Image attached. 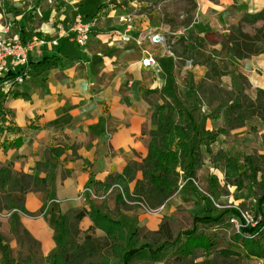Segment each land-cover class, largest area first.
Listing matches in <instances>:
<instances>
[{"label":"crops","instance_id":"1","mask_svg":"<svg viewBox=\"0 0 264 264\" xmlns=\"http://www.w3.org/2000/svg\"><path fill=\"white\" fill-rule=\"evenodd\" d=\"M80 2L0 0V37L4 41L38 38L46 42L28 52L27 65L8 59L0 71V165L10 167L14 173L35 174L47 180L45 193H28L24 197L26 211L36 216L19 215L22 228L39 244L44 258L56 249L55 222L59 217L84 210L87 215L78 225L81 231L94 226L93 220L98 221V216L112 218L110 213L100 210V198L105 199L112 212L117 190L114 186L106 190L104 184L109 176L121 175L128 163H141L147 156L154 106L161 105L162 99L171 103L175 97L180 106L176 108L184 109L181 105L185 104L172 93L174 86L185 82L187 70L195 82L206 73L203 66L179 68L177 49L174 55L163 45L148 43L143 46L154 55L157 67L143 69L141 47L134 45L133 40L121 41L127 24L112 26L108 34L99 32L114 9L104 5L88 17L81 15ZM196 3L197 20L203 25L197 36L213 33L214 49H222L228 29L236 26L244 14L264 8V0ZM78 15L91 25L89 35L93 30L95 35L83 47L73 43L69 32ZM127 23L131 26L127 34L132 39L144 32L160 34L149 29L146 22L133 18ZM107 41L106 49H97L98 44L103 46ZM43 58H52L56 65L35 74L34 65ZM233 63L232 71L243 72L254 90L264 91L263 55ZM22 74V83L3 84L11 75ZM179 74H183L180 79ZM221 125V120L205 122L207 131H216ZM220 137L225 136H217L213 144ZM140 178L137 172L135 180ZM135 180L128 184L129 192ZM85 189L97 199L85 194V201L78 200ZM187 189L190 190L185 186L184 192H177L159 209L160 219L142 217L141 209H136L120 211L116 221L122 216L134 217L141 220L138 227L152 226L157 230L161 220L172 217L181 206V198L187 199ZM42 208H46L44 216L38 215ZM8 219L0 217L1 237L9 234ZM95 235L105 236L100 229H95Z\"/></svg>","mask_w":264,"mask_h":264},{"label":"trees","instance_id":"2","mask_svg":"<svg viewBox=\"0 0 264 264\" xmlns=\"http://www.w3.org/2000/svg\"><path fill=\"white\" fill-rule=\"evenodd\" d=\"M259 22L263 25L254 34L243 32L242 23ZM179 43L186 45L184 55L179 56L180 60H191L192 67L206 68L204 77L199 81L195 82L193 75H190L189 82L185 80L184 86L191 91L193 100L185 104L184 109H177L165 99H162L161 105L154 106L152 115L154 129L150 133L147 156L141 163H128L121 175L109 176L104 184L106 190L111 186H119L122 190L120 192L116 189L114 211L108 210L105 199L101 201L100 210L110 213L112 218L98 216L100 222L94 219V226L81 231L78 225L87 215L84 210L69 212L59 217L55 222L57 234L55 241L58 252L52 256L51 260H47L46 264H163L170 255L175 256L174 264H193L198 258V250L201 249L204 254L211 253L212 240L198 234L195 226L220 223L222 215L215 218L193 216L194 227L176 237L173 236L169 226L171 217L163 218L156 231H149L141 236L140 229L135 228L129 238L134 244V248L130 250L125 247L124 232L116 221L117 213L120 211H133L140 208L154 211L161 208L177 193L181 175L189 182L196 179L203 161L201 154L192 147L191 142L194 138L211 156L210 147L217 136L227 137L231 131L242 128L256 119L264 126V91L256 89L254 98H251L243 89L223 88L221 78L228 75L231 63L198 53L202 52L204 45L216 44L213 33H208L204 37L181 39ZM222 49L229 56L230 61L264 56V8L254 14H244L236 26H231L223 39ZM170 52L174 55L177 53L171 49ZM195 54L201 56V62L192 60ZM55 65L56 61L52 58H43L34 65L35 74H40ZM14 76L10 77L14 78ZM238 78L245 81L242 75ZM176 88L174 86L175 92ZM203 110H206L207 114ZM207 120H221L222 125L216 131H207L205 128ZM196 123L201 125L197 126ZM261 144L264 147V135L261 136ZM243 162L246 170L242 178L261 191L255 216H261L262 220L254 228L241 229L240 234L235 237L240 240L241 246L249 245L243 258L261 259L263 252L256 245L258 239H245L242 233H250L252 236H259L258 238L263 237L264 231L261 229L264 227V216L261 213V205L264 203V177H262L264 170L259 167V160L255 155L244 157ZM137 172L141 174L139 180H135ZM258 178H262L261 181H258ZM134 180V188L129 192L128 184ZM46 191V178H39L35 174L14 173L10 167L0 165V213H11L8 219L10 231L14 234L20 232V242L33 244L37 246L38 251L39 244L22 228L19 215L35 217L36 214L26 211L24 197L28 193H45ZM95 193L98 194L96 189ZM43 209L38 215L42 214ZM225 212H232L239 217V213L234 210ZM99 225L103 227H98ZM17 229L20 231L18 232ZM95 229L102 230L105 236H96ZM8 250L9 247L3 244L0 236V264H25L27 260L10 258ZM201 264H211V261Z\"/></svg>","mask_w":264,"mask_h":264},{"label":"rangeland","instance_id":"3","mask_svg":"<svg viewBox=\"0 0 264 264\" xmlns=\"http://www.w3.org/2000/svg\"><path fill=\"white\" fill-rule=\"evenodd\" d=\"M79 1H81L80 5L83 11L81 15L88 17L93 15L97 8L103 7L104 5L111 6L114 9V13L107 21V24H103V28L101 27V23H98V25L100 24L99 27L102 28L99 32L108 34V30H110L112 26L120 27L125 24H127L125 28L127 29L131 27L129 24L130 22H127L134 18V20L139 21V23H148L149 29H155L157 32H160L164 37L168 49L172 51H176L175 49H177L179 56L184 55V47L186 46L185 44L182 45L179 43L181 39L184 40L190 37H197L200 32L199 27H203L197 20L198 8L196 0ZM207 1L216 2V0ZM262 25L263 24L260 22L256 24L242 23L241 27L243 32L252 35ZM138 29L139 28H137V30ZM93 31L87 38V41L90 39L91 42L93 37H95ZM131 42L136 45L134 40ZM108 44L109 41L102 43L103 46L98 44L99 47H97V49L104 50L107 48ZM201 51L202 52H198L201 55L211 56L216 60L221 59L231 63L228 69V75L221 78V86L223 88L227 90L243 89L249 97L254 98L255 90L250 85L249 80L244 76L243 72L238 70L232 71L231 67H234V63L229 60V56L224 54L225 52L222 49H214L209 45H204ZM193 57L192 60L194 61H202L199 54H195ZM184 58L186 59L185 56ZM178 63L179 68H181V66H186L189 69L192 61L179 60ZM182 75L183 74L178 75L179 79L183 77ZM239 75H242L245 81H241L238 78ZM184 76V80L189 82L190 70H187V74ZM184 83L185 82L177 85L176 92L174 93V91H172V93L173 95L177 94L180 103L183 102L187 104V102H191L193 99L191 97V91L184 86ZM177 100L174 97L171 103L175 107H180ZM181 107L184 108L183 105H181ZM203 112L206 113L207 111L203 110ZM196 125L200 126L201 123H196ZM153 129L154 126L151 120V130ZM262 135H264V126L259 120L256 119L252 122H248L244 127L231 131L227 137H220L211 147V156L199 145L196 138L192 140V147L201 154L203 166L201 170L197 172L196 179L188 182L189 185H186V180L182 178L184 176L180 177L179 189L177 192H184L185 186L190 188V190L187 189L185 191V193L188 194L187 199L181 198V206L176 208L171 217V221L169 222L171 232L173 236L176 237L187 230H191L194 227L192 224L193 216H210L215 218L222 215L220 223L195 226L198 234L209 237V239L212 240L213 249L209 254H204L201 249L198 250V258L193 264H201L205 261H211V264H264V234L262 238H258L259 236H252L250 233H242L245 239H258V244L256 245L260 248L261 252H263L261 259L255 257L243 258L249 245L245 244L241 246L240 240L235 237L239 235L241 231H238L236 228V224H240L239 217L232 212H225L234 210L249 216L251 219L255 216L258 203L257 200L261 195V191L250 184L248 180L242 178V174L246 170L243 160L246 156L255 155L259 160V167L264 170V147L261 144ZM262 177H264V172L262 173ZM261 179L262 178H258V181H261ZM239 183H241V185H239ZM140 209L142 217L146 216L152 218V220L160 219V208L154 211L144 208ZM261 213L264 216V203L261 205ZM42 215L44 216L45 213ZM231 220H234L235 223H232ZM140 221L141 220L138 218H128V216H122L117 221L121 225V229L126 236L125 247L128 250L134 248V244L129 238L136 225L137 228L140 229V236L149 231H156L155 227L152 226L138 227ZM257 224L255 225V223H253L249 228H254ZM98 227H103V225H99ZM17 231L19 232L20 230L17 229ZM261 231H264V227ZM56 236L57 234L55 233V239ZM20 237V232L14 234L10 229L9 234L2 236L3 244L9 247L8 255L12 259H21L20 261L27 260L25 264H46L48 262L47 260H51L52 256L58 252L57 243L55 241V251L44 258L40 253V247L38 251L37 246L33 244L23 241L20 242ZM174 261L175 256L170 255L164 260V263L174 264Z\"/></svg>","mask_w":264,"mask_h":264},{"label":"built area","instance_id":"4","mask_svg":"<svg viewBox=\"0 0 264 264\" xmlns=\"http://www.w3.org/2000/svg\"><path fill=\"white\" fill-rule=\"evenodd\" d=\"M129 29L130 27H128L125 33H123V35L121 36L122 43H129L131 40H134L135 44L141 47V54H142V58L140 61L141 67L143 69H155L157 67V61L154 55L143 45L145 43H148L153 45H163L166 48H168L166 46V42L164 40L163 35L144 32L138 35V37H136L135 39H132L127 34V32H129ZM90 31H91V25L84 23L81 16L79 15L77 16L75 22L73 23V25L69 30L71 35V40L78 47H83L86 45ZM45 44H46L45 41L39 40L38 38L32 39L31 41H21L20 39L17 38L6 42L0 37V71H2L5 68V64L8 59H12L21 66L27 65L28 52L32 50L36 45L40 46ZM24 78H25V74L16 75L14 76V78H10L4 81L3 84L5 86H8L9 84H20L23 82ZM113 188H117L120 192H122L119 186H114ZM85 194H88L92 199H97V197L94 194H92L88 189L83 190V192L77 199L81 200L82 202L85 201L84 199ZM45 212H46V208H44L42 214ZM10 214L11 213L8 212H2L0 213V217L9 218ZM238 219L240 221V224H236V228L238 231H240L241 228L250 227L251 224L253 225V223H255L256 225L262 220L261 216H253V219H251L249 216H246L242 213H239ZM231 222L235 223L234 220H231Z\"/></svg>","mask_w":264,"mask_h":264}]
</instances>
